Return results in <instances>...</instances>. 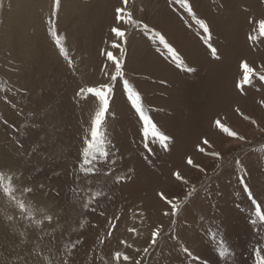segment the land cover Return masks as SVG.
Here are the masks:
<instances>
[{
    "label": "rangeland",
    "instance_id": "obj_1",
    "mask_svg": "<svg viewBox=\"0 0 264 264\" xmlns=\"http://www.w3.org/2000/svg\"><path fill=\"white\" fill-rule=\"evenodd\" d=\"M121 2L60 0L55 11L54 0H0V264H260L263 140L245 138L238 154L219 151L192 184L184 181L173 196V229L154 226L147 203L145 212L137 209L151 197L160 206L155 197L192 165L189 158L212 153L203 141L228 135L216 120L230 129L223 117L231 113L237 130L255 127L245 124L238 105L261 107L264 95V69L257 61L260 54L264 58L258 23L264 0H202L205 15L193 0L192 12L177 0H130L126 13L148 30L116 19ZM197 20L208 24L210 39ZM119 26L126 42L112 32ZM153 30L183 56V66ZM114 43L120 44L117 54ZM108 52L121 64L123 76L116 80H110L115 64L106 69ZM244 61L255 74L240 90ZM124 80L140 93L157 128L171 137L167 149L151 134L144 136ZM105 83L113 85L100 129L108 157L97 153L85 164V137L100 107L87 89Z\"/></svg>",
    "mask_w": 264,
    "mask_h": 264
},
{
    "label": "snow or ice",
    "instance_id": "obj_2",
    "mask_svg": "<svg viewBox=\"0 0 264 264\" xmlns=\"http://www.w3.org/2000/svg\"><path fill=\"white\" fill-rule=\"evenodd\" d=\"M123 3H124V5H127L128 0H123ZM177 3L184 5L185 7H187L189 12H192V8H191V5L188 3V0H177ZM59 8H60V0H54V10L58 11ZM115 12H116V19L118 21L131 24L134 27L142 26L145 30H148V25L147 24L141 25V23L139 21L133 20L131 13H128L126 16L125 15V9L123 7L117 8L115 10ZM49 22L51 23V17L49 18ZM197 23L200 24L203 31L208 34L206 39H210L211 34L209 32L208 24L204 20H197ZM258 23H259L260 35L264 36V19L260 20ZM112 32L115 34V37H117L121 40H125V42H126L125 31H123L120 27L112 28ZM52 35L56 36L57 34H56V32H53ZM153 35L156 39H158V41L160 43L163 44L165 49L171 54V56L175 59V61L177 63H179L181 66H183L185 63L184 60L182 59L180 54L177 52V50L170 43H168V41L165 39L164 35H162L160 32H156L155 30H153ZM250 38L253 40L257 39L256 36H251ZM56 43H57V45L60 46V51L62 53H64L65 55H67V52L65 51V48H64L63 44L61 43V40L59 37H57ZM113 47L114 48H120V44L114 43ZM209 47H211V45H209ZM211 52H212L213 56H216V49L214 47H211ZM107 56H108V59L113 61L115 64V75L111 76L110 80H116L118 77H122L123 71L121 68L120 61L111 52H108ZM242 68H243V76L237 84V87L240 90H243L246 85L251 84L252 77L255 74L254 69L252 67H250L246 61L242 62ZM187 71L193 72V71H195V69L189 67V68H187ZM261 79H264V76H261ZM123 86L127 88L128 99L131 101L132 106L135 108L136 112L139 114V117L142 119V121L144 123V129H143L144 136H148L149 134H151V136L154 139H157L160 142V144L165 149H167L168 141L171 139V137L168 135H165L164 132H162L160 129H158L156 124L149 117V115L145 113V111L143 110V107H142L140 93L135 91L134 88L132 87V85L129 84V82L127 80L123 81ZM87 91L89 93L94 94L95 97H98L99 103H100L99 110L95 112L94 119L92 120V123H91L90 138L85 137L86 146L83 149L84 162H85V164H90L91 160L89 159V157L95 156L97 153H99V155L104 157L105 159H107V157H108V152L103 147L104 141H103L100 129H101V127L105 121L106 113H108V111H109V105H110L109 96L113 92V85L110 83H105V84L100 85L99 87L89 88V89H87ZM215 123L219 129H221L223 132H226L228 135L233 136V137H237L240 140H244L243 136H238V134L236 132L225 127V125H223L219 120H216ZM203 143L205 145H208L207 139H205L203 141ZM200 151L203 152L204 148H200ZM210 155L217 157V158L220 157V153H218V152H212V153H210ZM188 163L189 164L193 163L191 158H189ZM85 171L91 172V171H93V169L87 168V169H85ZM175 175H176L177 179H182V177L180 176L179 173H176ZM0 179H3L2 173H0ZM5 191H10V190L6 188ZM29 191H31V190L29 189ZM97 195H99V193H97ZM160 195L162 198L167 200V198L164 197L162 193ZM167 202L172 205L173 212L175 213V211L177 210V205L174 204L173 201H171V200H167ZM19 207L22 210L25 209V205L23 203H21ZM85 207H87V204L85 205ZM40 211H44V210L40 209ZM262 218H264V217H262ZM45 219L50 221L52 219V217L50 215H46ZM37 222L39 223L40 221H37ZM158 235H159V230L157 229L152 234V244L156 243V238ZM145 251H147V249H145ZM120 257H121V253L117 252L116 253V259L119 260ZM124 259L127 260L128 257L124 256ZM137 264H138V262H137ZM260 264H264V258L261 259Z\"/></svg>",
    "mask_w": 264,
    "mask_h": 264
},
{
    "label": "bare ground",
    "instance_id": "obj_3",
    "mask_svg": "<svg viewBox=\"0 0 264 264\" xmlns=\"http://www.w3.org/2000/svg\"><path fill=\"white\" fill-rule=\"evenodd\" d=\"M194 1V4L196 6V8L198 9V11L202 14V15H205L206 12H207V8H206V5H204V3L202 2V0H193ZM147 3L148 4H151L152 3V0H147ZM129 4H130V0H128V3L127 5H124L123 3V0L122 2L120 3V8L123 7L125 9V15L127 16V13L128 10H130L128 7H129ZM206 16H209L206 15ZM192 17V16H191ZM210 18V17H209ZM108 23V22H107ZM121 24V23H120ZM166 24V23H165ZM123 25L125 26H128L127 23H124ZM200 25V24H199ZM216 26V25H215ZM221 26V25H219ZM120 28H122V26H119ZM162 27V26H161ZM167 28V27H166ZM129 29V28H128ZM165 29V28H163ZM172 30V29H171ZM167 31V30H166ZM168 33L170 31H167ZM172 32V31H171ZM170 34V33H169ZM172 34V33H171ZM170 34V36H172ZM220 34V33H219ZM134 35V34H133ZM175 37V36H174ZM134 42V41H133ZM178 43V42H177ZM135 46V44H134ZM138 47V46H137ZM123 48V47H122ZM120 49V48H119ZM117 49H112V53L115 52ZM132 51V49H131ZM120 52V51H119ZM134 52H135V49H134ZM118 53V51H116V54ZM129 56V55H128ZM183 57V56H182ZM132 59V58H130ZM257 61L260 62V64H258V68L259 69H264V58H263V55L261 57V54H260V58L258 57L257 58ZM111 63L108 65V67L106 68L108 71L110 69H112L114 66V62L113 61H110ZM174 62V61H173ZM251 62V61H250ZM131 63V62H130ZM258 63V62H257ZM257 63H253L252 65L253 66H256ZM223 65V64H222ZM214 66V65H213ZM218 66V65H217ZM224 66V65H223ZM257 67V66H256ZM166 68V67H165ZM225 68V67H224ZM114 69V68H113ZM226 69V68H225ZM230 70V69H229ZM113 71V70H112ZM112 75V74H111ZM108 77V76H107ZM220 77V76H219ZM109 78V77H108ZM221 78V77H220ZM226 78V77H225ZM178 79V78H177ZM207 80V79H206ZM217 80V79H216ZM254 82V81H253ZM199 83V82H198ZM184 84V83H183ZM216 84V83H215ZM188 85V84H187ZM198 85V84H197ZM255 85V84H254ZM217 86V85H216ZM215 86V87H216ZM253 86V85H252ZM203 88V87H202ZM215 89V88H214ZM220 89V88H219ZM207 90V89H206ZM210 90V89H209ZM202 91V90H201ZM204 91V90H203ZM204 94V93H203ZM212 94H214V92H212ZM215 100V98L213 99V101ZM259 100V99H258ZM261 101V107H257L255 103H251V102H247V101H241L242 103H240V105H238L240 111H241V115H242V120L244 119L245 121V124L249 125L252 123H254L253 125H255V127L251 128L250 130L247 131V129L245 128H242L241 130H237L235 127H234V124L232 123V121L234 120L233 118H235L236 115L234 114H227L223 117L225 123L228 124V126H230V129L234 132H236L238 134V136H243L244 137V140H240L238 139L237 137H233V136H230V135H227L226 137L222 136V137H217V136H211L209 137L208 139V148H212V152H218L219 151H222L224 150V153L227 152V151H231V150H234L237 149V154L239 152H241V150L243 149L242 147L245 145L246 143V139H250L252 138V140H254L255 138H257V140H263L264 141V118L262 117L263 113H264V95H263V98L260 99ZM197 116V115H196ZM233 116V117H232ZM239 118V117H238ZM252 145H255L254 143H252L251 145L249 146H252ZM217 159V157H214L210 154H206L205 152V155H196V157L194 158V160L192 161V165L186 169H184L181 173V177L182 179H176L174 180L170 186L162 189L160 191V193L155 197V199L157 200H160L161 203H160V206H158L156 204V201L151 197L150 200H148L146 202V200L142 201L141 202V206H139V208L137 209V212H140L143 213L145 212V210H143V204L146 205V203L148 204L147 208H146V212L150 213L152 215V218L155 222L151 221L150 217H149V221L153 222L152 224L154 226H164V227H168L167 229H173L172 227H174L177 223V220L175 221L174 220V217L175 216V213L173 212V207L171 204H169L167 202V200H171L173 201L174 204H177V200L178 199H174L173 196H176V193H179L180 192V188H181V185L182 183H185L184 181H187L189 182L190 184H192V181L195 177V174L198 173L199 171L198 170H203L206 168V166L208 165V168L211 167L215 160ZM238 165V164H237ZM204 172V171H202ZM163 194L164 197L167 198L164 199L161 197L160 194ZM177 197V196H176ZM162 199H164L162 201ZM143 210V211H142ZM136 212V213H137ZM147 213V214H148ZM133 216V214L131 215ZM139 217V216H138ZM172 217V219H171ZM134 218H137V217H134ZM141 218V217H140ZM176 219V218H175ZM141 220V219H140ZM156 221H159L160 223H163L161 225H158ZM131 223V222H130ZM135 223V222H134ZM138 224V223H137ZM151 224V225H152ZM130 225V224H129ZM150 225V226H151ZM145 226V224H144ZM150 226L148 228H145V229H148L150 228ZM134 227V226H133ZM136 227V226H135ZM147 233V232H146ZM160 237V236H159ZM87 238V237H86ZM92 238V237H91ZM114 239V237H113ZM144 239V238H143ZM108 240V239H106ZM157 241V240H156ZM104 243H105V240H104ZM137 244V243H136ZM154 245V244H153ZM113 246V245H112ZM111 247V246H110ZM109 247V248H110ZM155 247V246H154ZM112 248V247H111ZM133 248V247H132ZM148 249V248H147ZM151 249V248H150ZM243 249V248H242ZM133 250L135 251V249L133 248ZM115 250L112 251V253H114ZM198 251V248L197 250L195 249L193 252H197ZM145 252V251H144ZM246 252V251H245ZM105 253V252H104ZM111 253V254H112ZM166 253V252H165ZM235 253V252H234ZM101 255V254H99ZM105 255V254H104ZM102 255V256H104ZM108 255V254H107ZM110 255V254H109ZM232 255V254H231ZM111 256V255H110ZM113 256V255H112ZM143 256V254H142ZM233 256V255H232ZM258 256V255H257ZM261 256V255H260ZM106 257V256H105ZM100 258H102L100 256ZM243 258V257H242ZM252 258V257H251ZM99 259V258H97ZM103 259V258H102ZM107 259V258H106ZM250 259V258H249ZM262 259V258H261ZM227 260V259H226ZM255 261V260H254ZM240 262V261H239ZM106 263V262H105Z\"/></svg>",
    "mask_w": 264,
    "mask_h": 264
}]
</instances>
